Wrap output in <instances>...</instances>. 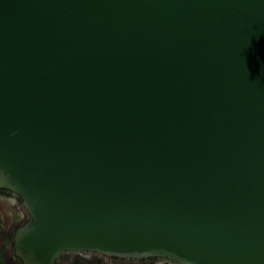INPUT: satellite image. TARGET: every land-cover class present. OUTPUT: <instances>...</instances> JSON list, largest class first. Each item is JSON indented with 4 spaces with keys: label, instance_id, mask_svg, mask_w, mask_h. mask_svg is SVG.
<instances>
[{
    "label": "water",
    "instance_id": "1",
    "mask_svg": "<svg viewBox=\"0 0 264 264\" xmlns=\"http://www.w3.org/2000/svg\"><path fill=\"white\" fill-rule=\"evenodd\" d=\"M0 186L27 264H264V0H0Z\"/></svg>",
    "mask_w": 264,
    "mask_h": 264
},
{
    "label": "flooded vegetation",
    "instance_id": "2",
    "mask_svg": "<svg viewBox=\"0 0 264 264\" xmlns=\"http://www.w3.org/2000/svg\"><path fill=\"white\" fill-rule=\"evenodd\" d=\"M31 214L23 197L16 191L0 186V264H27L16 253L17 231ZM53 264H186L165 255H125L94 249L62 250Z\"/></svg>",
    "mask_w": 264,
    "mask_h": 264
}]
</instances>
